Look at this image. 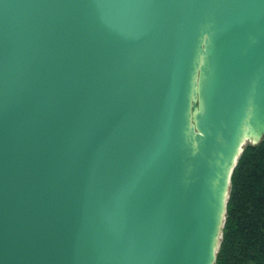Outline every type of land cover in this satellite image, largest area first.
I'll return each mask as SVG.
<instances>
[{"label":"water","instance_id":"95a60500","mask_svg":"<svg viewBox=\"0 0 264 264\" xmlns=\"http://www.w3.org/2000/svg\"><path fill=\"white\" fill-rule=\"evenodd\" d=\"M264 138V0H0V264H214Z\"/></svg>","mask_w":264,"mask_h":264},{"label":"trees","instance_id":"16d2710c","mask_svg":"<svg viewBox=\"0 0 264 264\" xmlns=\"http://www.w3.org/2000/svg\"><path fill=\"white\" fill-rule=\"evenodd\" d=\"M214 264H264V138L232 168Z\"/></svg>","mask_w":264,"mask_h":264}]
</instances>
